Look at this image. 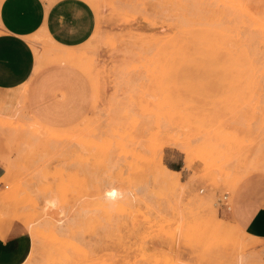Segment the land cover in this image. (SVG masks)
Returning a JSON list of instances; mask_svg holds the SVG:
<instances>
[{
    "label": "rangeland",
    "instance_id": "rangeland-1",
    "mask_svg": "<svg viewBox=\"0 0 264 264\" xmlns=\"http://www.w3.org/2000/svg\"><path fill=\"white\" fill-rule=\"evenodd\" d=\"M86 1L91 38L28 37L33 76L0 94V247L21 264H264L227 211L264 173V0L244 1L257 25L229 0ZM55 65L37 85L84 87L70 126L28 103Z\"/></svg>",
    "mask_w": 264,
    "mask_h": 264
},
{
    "label": "crops",
    "instance_id": "crops-1",
    "mask_svg": "<svg viewBox=\"0 0 264 264\" xmlns=\"http://www.w3.org/2000/svg\"><path fill=\"white\" fill-rule=\"evenodd\" d=\"M97 25L94 8L86 0H0V94H7L33 76L36 57L28 37L42 32L65 47L87 42ZM57 65L43 69L30 81L28 103L45 122L70 126L82 116L78 97L82 88L59 87L65 81L48 79L37 85L43 74L56 73ZM9 155L0 149V180L7 170L2 164ZM230 197V196H228ZM227 211L247 236L264 242V173L245 178L235 189ZM11 251L0 247V264H21Z\"/></svg>",
    "mask_w": 264,
    "mask_h": 264
},
{
    "label": "bare ground",
    "instance_id": "bare-ground-1",
    "mask_svg": "<svg viewBox=\"0 0 264 264\" xmlns=\"http://www.w3.org/2000/svg\"><path fill=\"white\" fill-rule=\"evenodd\" d=\"M191 1V0H190ZM190 1H187V2H190ZM226 2L228 1V0H225ZM229 1H231L232 3H234V4H237V6L238 7H243V10H244V12L249 16V19H250V24L251 25H253V24H258V23H260L259 22V15L253 10V11H250V8L249 7H247V5L245 6V4H244V1L245 0H229ZM229 1H228V3H229ZM195 2V1H194ZM193 2V3H194ZM230 2V3H231ZM189 4H191V3H189ZM201 4V3H200ZM203 4V3H202ZM188 5V4H187ZM193 5V4H192ZM191 5V6H192ZM250 6V5H249ZM188 7H189V5H188ZM229 7V6H228ZM191 8V7H190ZM189 8V9H190ZM234 8V7H233ZM206 9V8H205ZM187 10V9H186ZM193 10V9H192ZM197 10V9H196ZM229 10V9H228ZM194 11H195V9H194ZM205 11V10H204ZM222 11H223V9H222ZM227 11V10H226ZM200 12H201V10H200ZM206 12H207V10H206ZM225 12V11H224ZM223 12V13H224ZM228 12V11H227ZM235 12V11H234ZM189 13V15L192 13V11H191V13L190 12H188ZM203 13V12H202ZM205 13V12H204ZM197 14V13H196ZM207 15V14H206ZM219 16H221V15H219ZM245 16V15H244ZM195 17V16H194ZM197 18V17H196ZM221 18H222V16H221ZM236 18V17H235ZM228 19H231L230 17H228ZM203 20H205V18L203 19ZM197 22V21H196ZM205 22V21H204ZM201 24V23H200ZM261 24V23H260ZM259 24V25H260ZM256 25H254V26H256ZM254 43V42H253ZM191 46H192V44H191ZM181 51V50H180ZM186 54V53H185ZM61 58V57H60ZM23 91V90H22ZM21 111V110H20ZM166 171L167 172H169V173H173V174H176V173H178V171L177 170H172V169H169V168H166Z\"/></svg>",
    "mask_w": 264,
    "mask_h": 264
}]
</instances>
